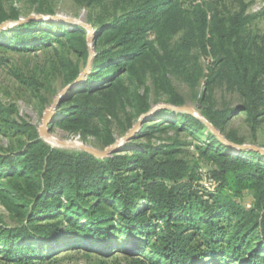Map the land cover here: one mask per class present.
I'll use <instances>...</instances> for the list:
<instances>
[{
	"label": "trees",
	"instance_id": "16d2710c",
	"mask_svg": "<svg viewBox=\"0 0 264 264\" xmlns=\"http://www.w3.org/2000/svg\"><path fill=\"white\" fill-rule=\"evenodd\" d=\"M220 1L73 0L94 28V56L50 124L104 148L116 128L125 134L147 116L118 151L98 157L52 146L0 99V203L8 212L0 213V264H59L49 249L61 241L59 251L85 243L86 256L97 258L91 264H264V154L229 146L191 113L153 106L161 96L185 105L175 77L232 142L244 139L227 129L231 114L244 113L253 130L264 120V37L246 32L244 6L221 11ZM31 13L55 9L51 0H0V23ZM0 50L45 53L44 63L11 71L44 111L53 80L66 87L86 66L88 29L28 19L0 30ZM219 86L239 103L217 107Z\"/></svg>",
	"mask_w": 264,
	"mask_h": 264
},
{
	"label": "rangeland",
	"instance_id": "374dc122",
	"mask_svg": "<svg viewBox=\"0 0 264 264\" xmlns=\"http://www.w3.org/2000/svg\"><path fill=\"white\" fill-rule=\"evenodd\" d=\"M51 2L55 9L54 14L73 18L78 23L88 24L86 21V9L78 7L73 2V0H51ZM215 6L221 11L229 10L230 12L240 10L244 6L245 13L251 16L246 25V32H248L250 35L257 36V40H261V38L264 37V0H224L222 2L220 1ZM194 52L197 51L194 50ZM0 58V99L6 102H14L18 108L19 114L26 120L39 127L42 124L44 112L41 111L38 106L40 99L32 96L29 91L24 90L18 84L11 71L15 66L24 70H28L36 63H44V59L46 58L45 53L42 51H37L34 53L17 51L4 52L3 50H0ZM200 59L203 65L208 63V59L206 57L201 56ZM172 80L177 89L185 96V105L196 108L197 102L193 97L194 91L185 82H182L175 77H172ZM63 89L64 87L62 86L60 78L53 80V89L50 91H44V94L47 98V105L45 109L49 108L53 104L55 98L61 93ZM203 89L204 84L202 80L198 85L197 90L198 92H201ZM151 97L152 99L155 97L153 91H151ZM214 100L217 107H222L225 105L233 107L239 103L238 95L222 86H219L215 89ZM166 104L168 103L165 101V97L161 96L159 97V101L153 106L158 108ZM48 127L49 131L53 135V138L55 139L59 138L82 141L79 135L64 131L60 127H53L51 124H49ZM227 129L236 130L237 133L243 137L244 143L256 144L264 147V120L256 127V129L253 130L248 123L246 115L242 112H236L231 114L227 120ZM123 135L124 134L120 133L119 129H115L116 139L122 137ZM89 140L90 141L84 143L94 146L92 144L94 139L90 137ZM0 141L2 143H6L7 140L4 136L0 135ZM202 168H205V165H203ZM202 182L207 186L211 185L209 179L207 178H203ZM0 213L4 215L8 214L7 210L1 203ZM71 244L75 245H72L73 248L70 251H59L61 248L66 246V243L62 241L53 248L49 249L50 252H56L55 255L59 257L60 260L59 264H91L92 262L97 261V258H89L86 256L85 250L83 249L84 246H86L85 243L76 241V243ZM79 245H81V247H74Z\"/></svg>",
	"mask_w": 264,
	"mask_h": 264
},
{
	"label": "water",
	"instance_id": "95a60500",
	"mask_svg": "<svg viewBox=\"0 0 264 264\" xmlns=\"http://www.w3.org/2000/svg\"><path fill=\"white\" fill-rule=\"evenodd\" d=\"M28 19H52V20H64V21H74L77 22L73 18L65 17L59 14H43V13H31L27 17H21L18 20H6L2 23H0V30L5 29L11 26H14L18 23L24 22ZM83 26H85L88 29V41H89V48H90V54L88 58V62L86 66L83 68V70L80 72V74L77 76V78L70 84H68L64 89L61 91V93L55 98L53 105H51L49 108L45 109L43 112V120L42 124L38 127L40 135L48 142L49 140L47 137L53 136L51 132L49 131L48 125L51 123L52 118L55 114V108L56 105L61 101V99L65 96V94L71 90L72 88L76 87L79 83L83 81L85 76L88 74L90 71L91 67V60L94 56V50H93V33H94V28L90 24H84L80 23ZM162 107L178 110V111H185L188 113H191L197 117H199L201 120H203L207 126L212 130V132L224 143L228 144L229 146H232L235 149H250V150H256L264 154V147L256 145V144H249V143H235L230 140H228L224 135H222L219 130L211 123L209 122L206 118H204L199 111L192 106L189 105H171V104H166L162 105ZM147 114L142 115L138 118V120L133 124V126L120 138H117L112 144L104 147V148H98L94 147L91 145H88L82 141L79 140H71V139H59L57 138V143L52 144V146H57V147H73L77 149H82L85 151H88L98 157H104L107 155H110L116 151L119 150L120 146L123 145V143L130 139L140 128L141 124L144 122L145 117Z\"/></svg>",
	"mask_w": 264,
	"mask_h": 264
},
{
	"label": "bare ground",
	"instance_id": "6f19581e",
	"mask_svg": "<svg viewBox=\"0 0 264 264\" xmlns=\"http://www.w3.org/2000/svg\"><path fill=\"white\" fill-rule=\"evenodd\" d=\"M53 105V104H52ZM47 139L49 140L50 143L52 144H56L57 143V139L53 138V136L47 137Z\"/></svg>",
	"mask_w": 264,
	"mask_h": 264
}]
</instances>
